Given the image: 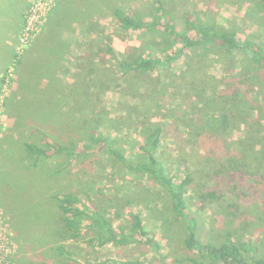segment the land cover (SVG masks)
Masks as SVG:
<instances>
[{"label":"rangeland","instance_id":"obj_1","mask_svg":"<svg viewBox=\"0 0 264 264\" xmlns=\"http://www.w3.org/2000/svg\"><path fill=\"white\" fill-rule=\"evenodd\" d=\"M108 9L107 40L114 52L108 48L106 55L103 47L101 55L98 48L86 73H72L65 81L56 78L60 95L50 96L51 104L36 115V124L43 120L48 126L39 145L59 143L82 153L74 150L39 160L48 175L33 176L36 184L32 176L29 183L15 177L16 168L5 169V156L0 159V206L14 223V264H209L187 248L186 222L175 215L164 188L108 150L118 148L132 163L143 161L140 145L157 124L163 129L157 154L168 174L192 179L187 197L198 219L199 238L216 244L249 242L255 257L263 258L262 73L261 79L258 74L248 79L244 72L251 60L226 47L194 48L171 67L152 72L127 69L123 60L132 52L129 47L164 56L172 40L162 25L158 30H128L115 15L122 9L149 23L153 16L164 15L182 30L188 16L196 14L208 24L231 26L264 44L259 0H108ZM60 25L59 30H66ZM58 59L56 67L64 71ZM240 89L242 99L250 96L247 112L232 103L234 94L241 100L236 94ZM100 130L110 145L97 138ZM16 171L23 173L25 168ZM62 193L77 195L89 210L100 211L117 232L123 226L134 234L129 211L136 208L147 235L135 234L139 240L126 245H100L98 230L87 221L80 237L69 238L57 205L49 203ZM60 245L74 258L62 255ZM245 254L253 261L252 251Z\"/></svg>","mask_w":264,"mask_h":264},{"label":"trees","instance_id":"obj_2","mask_svg":"<svg viewBox=\"0 0 264 264\" xmlns=\"http://www.w3.org/2000/svg\"><path fill=\"white\" fill-rule=\"evenodd\" d=\"M259 4L264 17V0H259ZM115 15L122 27L128 30H158L159 26L162 25L165 28L163 32L172 40L171 45L165 48L164 56L153 53H137V48L129 47V51L132 52H129L127 59L123 60V65L127 69L152 72L160 67H171L194 48L226 47L245 54L251 60L252 66L247 69V72L243 71L244 74L249 76L248 79H252L256 74L261 79L260 73H262V77L264 78V44L251 37L242 36L238 30L231 26L208 24L200 16L192 14L188 16L184 28L180 30L164 15H160L159 17L153 16V21L150 23L146 22L141 16H129L122 9H116ZM108 48L110 52H114L111 47ZM241 82L244 83L245 81ZM236 94L237 96H241L239 97L241 100L237 101L234 94V99L232 100L233 105L237 108H242L243 112L249 111L245 107V104L252 105L249 101L250 96L247 97L245 94L246 97L242 99L241 89L237 90ZM254 104L255 110L258 104ZM207 120L217 123L215 118H209ZM162 130L161 125L157 124L147 139H145V142L140 145V149L144 153V159L139 163H132L118 148L108 150L131 170L137 173L143 172L164 188V194L169 197L175 215L186 222L185 228L187 235L185 244L190 252L198 253L203 259L208 260L209 264H264V257H255L253 253V248L255 247L249 242L242 241L236 243L231 240H226L220 244H216L209 241H202L199 238L197 234L198 219L190 209L187 197L188 188L192 179L189 175H186L180 180L169 175L164 161L157 154V150L161 144ZM97 138L103 139L107 145L111 144L109 137L104 135L101 130ZM74 150L82 153L77 148L59 143L47 144L46 147H36L33 144L29 145L30 154H38L39 160L49 158L55 154L69 152L73 154ZM45 174L48 175L47 172ZM49 203L57 205L61 214L60 218H62L65 229L69 232L67 234L69 238L80 237V227L87 221L89 222L88 226L98 230L100 234L98 237L100 245L107 243L126 245L139 240V238L135 237V234L147 235L142 217L139 211L133 207L130 208L129 214L131 218V229L134 230V234H128L123 230V226H120L121 230L117 232L110 219L98 210H89L86 203L77 195L71 193L57 194L53 201ZM245 250L252 251L251 257L253 261L249 260L248 255L245 254ZM58 251L68 258H74V254L67 251L63 245L58 247ZM20 252L23 254V243L21 244ZM120 264L131 263L120 261Z\"/></svg>","mask_w":264,"mask_h":264},{"label":"crops","instance_id":"obj_3","mask_svg":"<svg viewBox=\"0 0 264 264\" xmlns=\"http://www.w3.org/2000/svg\"><path fill=\"white\" fill-rule=\"evenodd\" d=\"M29 2L0 0V83L16 55ZM108 10V0H58L44 28L19 59L6 102L5 133L0 141V159L5 156V169L16 168L15 177H25L29 183V177L45 174L44 165L38 164V154L29 152L30 144L40 147L44 143L48 129L43 120L36 124V115L44 112L46 104H51L48 103L50 96L60 95L56 78L65 81L72 73L81 70L86 73V65L92 62L94 50L98 48L101 55L103 47L108 54ZM60 23L66 30H59ZM56 48L64 52L61 54ZM58 57V62L64 63V71L56 67ZM22 161L23 165H18ZM21 167L25 168L23 173L16 171ZM31 179L35 184L38 182L34 177ZM11 224H14L12 219Z\"/></svg>","mask_w":264,"mask_h":264},{"label":"built area","instance_id":"obj_4","mask_svg":"<svg viewBox=\"0 0 264 264\" xmlns=\"http://www.w3.org/2000/svg\"><path fill=\"white\" fill-rule=\"evenodd\" d=\"M58 0H30L24 12V23L18 37L16 55L11 65L2 75L0 83V141L4 137L6 102L14 79L19 59L31 47L37 35L44 28L51 11ZM16 247L14 233L8 215L0 207V264H14L13 253Z\"/></svg>","mask_w":264,"mask_h":264}]
</instances>
